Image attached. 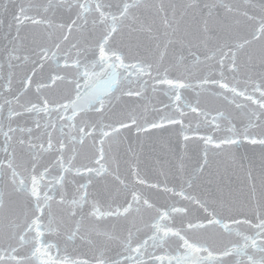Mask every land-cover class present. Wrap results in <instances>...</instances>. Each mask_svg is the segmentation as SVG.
Wrapping results in <instances>:
<instances>
[{
	"label": "snow or ice",
	"instance_id": "6c2138e0",
	"mask_svg": "<svg viewBox=\"0 0 264 264\" xmlns=\"http://www.w3.org/2000/svg\"><path fill=\"white\" fill-rule=\"evenodd\" d=\"M0 264H264V0H0Z\"/></svg>",
	"mask_w": 264,
	"mask_h": 264
}]
</instances>
